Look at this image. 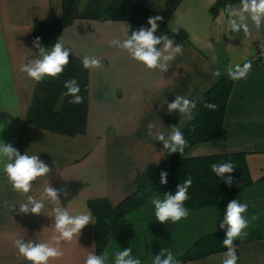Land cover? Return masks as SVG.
Listing matches in <instances>:
<instances>
[{
    "label": "crops",
    "instance_id": "obj_1",
    "mask_svg": "<svg viewBox=\"0 0 264 264\" xmlns=\"http://www.w3.org/2000/svg\"><path fill=\"white\" fill-rule=\"evenodd\" d=\"M137 1L151 10H162L165 3ZM212 4L213 0L179 1L167 27L172 32L184 31L187 41L182 44L183 55L162 74L146 69L126 51L111 45L112 40L124 38L122 28L130 27L128 21L111 20L109 26L108 20L75 19L64 27L57 40L72 49L70 55L80 59L95 56L101 63V67L87 71L85 131L67 136L25 122L35 81L20 71L22 65L38 58L29 38L33 22L59 18L61 0H0V141L11 143L21 154L39 155L52 168L48 176L33 182L28 194L43 199L45 207L39 215L19 212L27 197L13 191L0 172V264L25 261L14 246L16 239H50L54 206L44 194L48 184L59 191L60 206L71 214H91L87 206L90 199L103 197L116 205L131 194L137 174L149 165L160 164L167 153L160 141L148 135V124L155 123L167 134L170 128L163 117L172 116L179 118L176 127L180 126L185 119L178 111L169 114L167 103L176 95L192 100L217 80L214 71L225 73L228 66L242 65L245 56L252 61V70L246 79L232 80L221 134L196 144L187 156L244 152L252 184L223 196L215 205L190 209L188 218L175 224L156 221L150 200L164 197L156 192L139 208L108 220L107 242L100 254L109 252L108 264H114L115 251L128 248L142 264H152L162 249L171 248L177 256L202 236L224 233L219 224L227 204L238 199L248 204L245 215L249 220L253 215L259 217L246 231H257L261 237L235 245L237 264H264V65L254 61L264 29L253 31L250 37H244L242 30L238 34L228 31L222 10L216 15L209 12ZM92 218L94 223L85 226L77 240L62 242L64 256L50 264H84L90 252L96 254ZM226 251L184 264H221Z\"/></svg>",
    "mask_w": 264,
    "mask_h": 264
},
{
    "label": "clouds",
    "instance_id": "obj_2",
    "mask_svg": "<svg viewBox=\"0 0 264 264\" xmlns=\"http://www.w3.org/2000/svg\"><path fill=\"white\" fill-rule=\"evenodd\" d=\"M216 3V0H213ZM222 15L227 17L228 31L233 33L243 32L244 37H250L253 31L259 32L264 29V0H239V3H225L222 7ZM163 17L155 15L147 20L149 27H140L138 30H132L129 34V27L124 25L122 31L124 38L111 41V45L127 52L129 57L142 64L150 71L159 73L167 72L172 62L177 56L183 55V45L176 43L166 33L157 35L159 23ZM106 23L111 26L112 21ZM175 31V30H173ZM33 47L38 49V58L30 60L27 64L21 66L20 71L25 73L28 78L35 82H41L45 78L57 79L63 74L65 67L69 64L70 47H66L63 40L58 39L51 47L46 48L41 45L40 37L33 40ZM243 64L228 66L225 71L228 77L233 81L246 79L252 70V61L247 56L242 57ZM82 65L85 69H94L101 67L99 59L95 56H84ZM214 76L220 77L222 72L217 69ZM70 96V104H81L83 97L79 95L80 87L76 79H69L64 84ZM166 103V101H165ZM203 106L210 110H216L217 105L204 103ZM197 102L184 96L176 95L171 103H167V112L169 114L178 111L180 117L187 121L194 119V110ZM148 135L155 140L160 141L163 149L169 154L179 152L183 154L188 146V141L180 128L171 126L170 131L165 134L160 131L155 123L147 126ZM211 170L217 177L223 179L225 174H231L235 169L231 162L213 163ZM50 168L39 155L21 154L11 143L0 141V172H2L11 185L12 190L22 196H26V202L20 204L19 212L39 215L42 213L45 204L43 199L37 200L28 195L33 188V182L38 178L48 176L51 173ZM168 173L160 172V184L168 183ZM193 179L191 175L177 185L174 193L165 192L161 199L153 196L150 203L154 205L155 218L161 224L171 222L173 224L187 219L190 212L185 207V202L189 199L188 190L192 186ZM224 183L229 187L233 184V177L228 175ZM63 191V190H60ZM44 194L48 201L54 206L52 213L54 218V227L51 228L52 235L48 241L34 242L25 241L23 238L16 239L14 246L18 249V254L29 264H50V261L60 259L64 256L62 242L71 243L77 240L81 230L90 223H94L91 214L87 211L77 214H71L67 208L60 206L59 191L48 184L44 188ZM66 195V193H65ZM5 207H9L5 202ZM15 206H12L14 209ZM248 210L247 203H241L238 199L231 200L226 207L223 220L219 227L225 230V239L222 245L227 249L222 255L221 264H237L239 257L235 241L243 240L247 235L246 229L252 221L259 217L253 215L251 220L245 215ZM110 255L108 251L97 255L90 252L84 264H108ZM114 264H142L138 257H133L132 248L117 250L114 253ZM152 264H181L180 260L173 253L171 248L162 249L158 255H155Z\"/></svg>",
    "mask_w": 264,
    "mask_h": 264
},
{
    "label": "trees",
    "instance_id": "obj_3",
    "mask_svg": "<svg viewBox=\"0 0 264 264\" xmlns=\"http://www.w3.org/2000/svg\"><path fill=\"white\" fill-rule=\"evenodd\" d=\"M81 0H61V16L50 21L33 22L29 38L33 41L40 37L41 45L51 48L62 29L75 19L96 20H125L130 23L129 34L140 27H149L147 20L155 15L163 17L159 23L157 35L166 33L176 43L183 44L187 41L184 31L172 32L167 23L180 0H165L162 10H151L143 7L137 0H85L80 6ZM239 0H216L209 7V12L216 15L225 3H236ZM38 52V49L35 48ZM87 71L82 65V59L69 55V64L62 75L57 79L45 78L41 82H35L31 99L25 112V122L34 127L67 136L83 133L86 127L87 116ZM76 79L84 102L70 104V96L65 95L67 89L64 84L69 79ZM232 80L227 73L220 77L206 90L199 92L192 100L197 102L194 110V119L184 120L178 126L183 132L188 146L183 154L168 152L160 164L147 166L139 172L135 179V189L125 196L116 205H111L106 198H94L87 202V206L95 219V245L96 254L99 255L104 248L108 237V220L124 215L142 206L154 193L159 192L164 196L165 192L174 193L178 184L183 183L191 175L192 186L188 190L189 199L185 207L198 209L215 205L220 198L233 194L252 184L244 152L218 153L203 156H187L188 151L196 144L206 142L218 137L222 132L223 117L228 96L231 92ZM204 103L216 104V110H210L203 106ZM167 127L177 126L178 117L164 116ZM231 162L234 171L225 174L223 179L216 176L211 170V164ZM168 173V183L160 184V172ZM228 175L233 177V184L229 187L224 183ZM264 179V178H262ZM243 239H237L235 245L260 238L257 231H250ZM225 239L224 233H213L195 240L185 251L177 255L181 264L190 260H196L211 253L226 251L222 245ZM22 264H29L24 261Z\"/></svg>",
    "mask_w": 264,
    "mask_h": 264
},
{
    "label": "built area",
    "instance_id": "obj_4",
    "mask_svg": "<svg viewBox=\"0 0 264 264\" xmlns=\"http://www.w3.org/2000/svg\"><path fill=\"white\" fill-rule=\"evenodd\" d=\"M254 61L258 65H264V40H262L260 44H258L257 46L255 55H254Z\"/></svg>",
    "mask_w": 264,
    "mask_h": 264
},
{
    "label": "rangeland",
    "instance_id": "obj_5",
    "mask_svg": "<svg viewBox=\"0 0 264 264\" xmlns=\"http://www.w3.org/2000/svg\"><path fill=\"white\" fill-rule=\"evenodd\" d=\"M85 0H81L80 1V6H82L84 4Z\"/></svg>",
    "mask_w": 264,
    "mask_h": 264
}]
</instances>
